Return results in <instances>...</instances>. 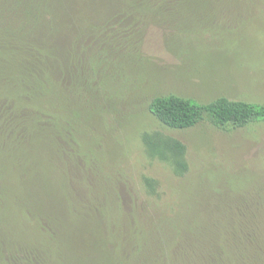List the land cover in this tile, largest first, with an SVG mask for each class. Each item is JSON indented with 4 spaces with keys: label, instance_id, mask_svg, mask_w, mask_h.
Here are the masks:
<instances>
[{
    "label": "trees",
    "instance_id": "1",
    "mask_svg": "<svg viewBox=\"0 0 264 264\" xmlns=\"http://www.w3.org/2000/svg\"><path fill=\"white\" fill-rule=\"evenodd\" d=\"M196 1L0 0V264H93L83 242L104 255L101 264L205 262L209 226L199 231L195 218L184 225L187 212L203 209L150 212L134 200L125 207L117 180L92 164L104 156L103 148L92 149L102 138L86 130L99 110L116 103L132 65L151 66L142 56L144 27L163 24L165 14L176 24L189 13L182 6ZM157 79L144 77L145 90ZM147 106L178 129L264 120V104L226 96L200 102L155 95ZM143 140L150 154L172 157L177 174L187 170L180 141L158 132ZM143 184L159 196L158 180L144 177ZM57 192L64 195L58 201ZM203 233L198 245L181 243Z\"/></svg>",
    "mask_w": 264,
    "mask_h": 264
},
{
    "label": "rangeland",
    "instance_id": "2",
    "mask_svg": "<svg viewBox=\"0 0 264 264\" xmlns=\"http://www.w3.org/2000/svg\"><path fill=\"white\" fill-rule=\"evenodd\" d=\"M186 9L176 24L174 14H165L163 24L144 27L142 56L151 66L144 60L132 65L120 88L124 95L96 113L94 127L86 124L102 138L100 146L85 147L103 148L104 156L96 155L92 164L117 180L125 207L134 200L150 212L202 208L204 213L187 212L184 225L195 218L199 231L209 226V249L200 252L203 264H264V120L241 127L201 121L178 129L163 125L147 106L153 96L165 94L264 104V0H202L181 8ZM153 74L158 79L145 90L144 77ZM153 132L184 145L186 171L177 174L169 155L150 154L143 136ZM144 177L158 180V197L147 192ZM204 237L189 234L181 243L198 245ZM89 244L82 243L86 256L101 264L104 255Z\"/></svg>",
    "mask_w": 264,
    "mask_h": 264
}]
</instances>
